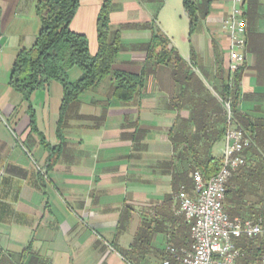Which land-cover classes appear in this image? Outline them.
Segmentation results:
<instances>
[{
    "label": "crops",
    "instance_id": "obj_1",
    "mask_svg": "<svg viewBox=\"0 0 264 264\" xmlns=\"http://www.w3.org/2000/svg\"><path fill=\"white\" fill-rule=\"evenodd\" d=\"M36 1L0 0V264H181L167 253L190 241L174 213L192 170L181 141L198 133L192 107L206 106V121H218L209 105L227 70L223 19L234 0H193V24L183 0H110L109 28L120 35L113 67L142 73L143 86L127 101L112 97L106 81L85 91L66 108L60 135L59 82L35 90L29 103L9 85L18 50L39 32ZM103 2L79 0L71 22L91 54ZM236 6L246 29L238 108L264 123V0ZM156 31L191 63L188 81L180 76L187 67L176 76L148 57ZM80 75L68 70L70 81ZM223 145L212 154L221 156Z\"/></svg>",
    "mask_w": 264,
    "mask_h": 264
},
{
    "label": "trees",
    "instance_id": "obj_2",
    "mask_svg": "<svg viewBox=\"0 0 264 264\" xmlns=\"http://www.w3.org/2000/svg\"><path fill=\"white\" fill-rule=\"evenodd\" d=\"M109 4L110 0H104L98 13V47L91 54L86 37L71 29L79 0L36 1L39 32L32 46L18 50L11 67L9 85L29 103L31 94L48 82L54 80L61 84L63 98L57 126L58 135L66 108L85 91L106 81L111 84L112 97L127 101L143 86L142 73L132 74L113 67L119 52L120 35L117 31H110ZM183 5L193 24L196 4L193 0H183ZM148 57L156 64L172 65L176 76L182 68L187 67V71L180 75L184 81L192 76L189 68L191 63L181 58L173 44L159 31L150 39ZM72 67L81 70L80 77L75 81L68 79V70ZM240 69L232 75L227 70L220 74V89L215 91L213 88L215 100L209 108L217 113L218 121H206L200 110L206 106L192 107L191 118L195 121L198 133L181 141L184 145L182 155L191 161L190 169H199L205 179L218 171L221 156H214L212 147L224 137V103L229 101L235 123L250 134L252 144L245 151L246 164L227 183L225 209L230 217L250 218L264 226V123L254 121L238 108ZM237 245L243 252L240 263L255 264L264 252V235L252 239L241 238Z\"/></svg>",
    "mask_w": 264,
    "mask_h": 264
},
{
    "label": "built area",
    "instance_id": "obj_3",
    "mask_svg": "<svg viewBox=\"0 0 264 264\" xmlns=\"http://www.w3.org/2000/svg\"><path fill=\"white\" fill-rule=\"evenodd\" d=\"M234 0L232 11L223 19L228 36L227 71L232 75L245 61L246 29L241 9ZM226 129L217 172L205 179L202 172L190 170L192 192L181 185L175 195V215L181 216L189 228L187 247L170 244L167 253L181 264H238L243 256L237 241L264 235V226L250 218L230 217L225 209L227 183L232 175L247 162L246 149L252 144L250 134L239 127L233 118L229 101L224 103ZM162 264H170L166 259ZM255 264H264V252Z\"/></svg>",
    "mask_w": 264,
    "mask_h": 264
},
{
    "label": "rangeland",
    "instance_id": "obj_4",
    "mask_svg": "<svg viewBox=\"0 0 264 264\" xmlns=\"http://www.w3.org/2000/svg\"><path fill=\"white\" fill-rule=\"evenodd\" d=\"M214 89H215V91H219V89H217V88H215V87H213ZM211 91V90H210ZM212 92V91H211ZM210 92V93H211ZM214 92V91H213ZM189 174V176L188 177H186L185 178V181L183 182V183H181V185H184L185 186V190L187 191V192H192V190H193V180H192V178L190 177V172L188 173ZM180 185V186H181ZM180 186H179V188H180ZM187 231H189V228H187ZM238 264H241L240 263V258L238 259Z\"/></svg>",
    "mask_w": 264,
    "mask_h": 264
},
{
    "label": "water",
    "instance_id": "obj_5",
    "mask_svg": "<svg viewBox=\"0 0 264 264\" xmlns=\"http://www.w3.org/2000/svg\"><path fill=\"white\" fill-rule=\"evenodd\" d=\"M2 42H3V39L0 40V44H2Z\"/></svg>",
    "mask_w": 264,
    "mask_h": 264
}]
</instances>
